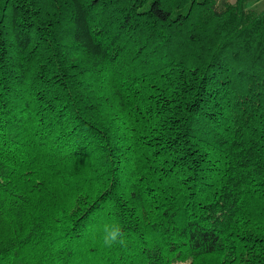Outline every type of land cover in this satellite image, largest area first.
Listing matches in <instances>:
<instances>
[{
  "label": "trees",
  "instance_id": "obj_1",
  "mask_svg": "<svg viewBox=\"0 0 264 264\" xmlns=\"http://www.w3.org/2000/svg\"><path fill=\"white\" fill-rule=\"evenodd\" d=\"M247 1L0 0V264H264Z\"/></svg>",
  "mask_w": 264,
  "mask_h": 264
},
{
  "label": "clouds",
  "instance_id": "obj_2",
  "mask_svg": "<svg viewBox=\"0 0 264 264\" xmlns=\"http://www.w3.org/2000/svg\"><path fill=\"white\" fill-rule=\"evenodd\" d=\"M101 240L104 247L111 248L113 245H124V235L121 228L116 224L105 223L102 226Z\"/></svg>",
  "mask_w": 264,
  "mask_h": 264
},
{
  "label": "rangeland",
  "instance_id": "obj_3",
  "mask_svg": "<svg viewBox=\"0 0 264 264\" xmlns=\"http://www.w3.org/2000/svg\"><path fill=\"white\" fill-rule=\"evenodd\" d=\"M245 7L253 9L255 11H260L264 9V0H259L257 2L247 1L245 3Z\"/></svg>",
  "mask_w": 264,
  "mask_h": 264
}]
</instances>
